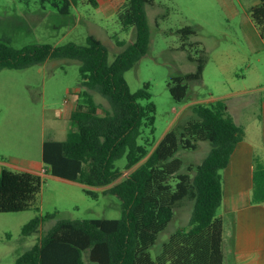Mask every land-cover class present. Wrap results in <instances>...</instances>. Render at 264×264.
Here are the masks:
<instances>
[{
	"label": "trees",
	"instance_id": "16d2710c",
	"mask_svg": "<svg viewBox=\"0 0 264 264\" xmlns=\"http://www.w3.org/2000/svg\"><path fill=\"white\" fill-rule=\"evenodd\" d=\"M41 1L52 3L62 15H68L80 1L99 8L98 0ZM152 5L154 0H126L118 10L122 32L135 28L137 39L111 64L107 49L94 36L87 38L85 46L34 44L16 49L0 41V72L25 69L52 58L80 63L82 91L70 118L75 131L67 141L43 143L45 173L84 186L91 197H96L91 188H104L103 193L116 197L123 210L122 218L116 220L59 221L14 264H87L83 259L86 252L89 264H224V221L217 216L223 199L222 172L245 132L235 124L227 104L218 100L210 106L193 105L195 119L179 123L154 146L156 107L149 86L131 93L125 80V74L147 52L146 7ZM167 17L165 14L161 19ZM251 19L260 38H264V0L251 9ZM178 34L182 50L196 65L195 72L173 77L168 83L172 99L183 103L190 84L202 80L208 56L204 49L193 52L200 45L190 42L196 35L193 28L185 27ZM114 38L118 46L125 45L118 35ZM94 91L110 103L104 115L99 114L91 93ZM201 142L210 143L207 158L199 165L184 166L178 152L196 150ZM123 159L124 170L118 165ZM125 171L128 173L122 178ZM43 184L40 176L1 170L0 213L32 209ZM253 200L264 203L263 168L254 176ZM187 203L193 204L189 227L171 234L153 259L150 250L159 235L166 232L175 212ZM52 217H35L22 234H37L43 220Z\"/></svg>",
	"mask_w": 264,
	"mask_h": 264
},
{
	"label": "rangeland",
	"instance_id": "374dc122",
	"mask_svg": "<svg viewBox=\"0 0 264 264\" xmlns=\"http://www.w3.org/2000/svg\"><path fill=\"white\" fill-rule=\"evenodd\" d=\"M100 8L80 1L68 15L60 14L52 3L41 0H0V41L16 49L28 45L49 44L54 47L75 43L87 44L94 36L108 51V62L128 46L135 43L137 31L122 32L117 13L126 0H117ZM259 0H154L146 7L149 28V45L145 56L125 74L131 93L148 85L151 102L156 107L154 146L165 134L177 126L195 119L193 105L210 106L206 102L233 91L252 88L259 80L256 66L264 64V46L252 22L251 9ZM168 17L161 19L162 15ZM191 27L196 35L191 43L204 49L208 62L202 80L192 82L185 102H175L169 92L171 78L193 73L196 65L189 62L182 50L178 30ZM118 35L125 45L120 47L114 38ZM80 63L66 58L48 59L20 70L0 72V171L6 169L22 173L21 168L37 172L46 171L42 161L45 141H67L74 132L69 113L82 91ZM238 73L241 78L233 87L229 80ZM99 106V114L110 110L109 101L98 92H91ZM251 97L234 98L233 101ZM223 100V99H221ZM227 106L228 101L223 100ZM191 105V107L189 106ZM257 102L243 107L238 116H230L241 125L246 115L257 112ZM148 134L145 130L144 136ZM210 143L201 142L196 150H180L177 154L184 166L199 165L208 156ZM118 165L124 170L125 160ZM125 171L122 178L127 175ZM44 175V174H43ZM121 178V179H122ZM43 187L32 209L22 213H0V264H14L22 255L37 245L59 221L122 218V205L104 188H91L96 197L85 193V187L74 182L43 176ZM119 179L118 182L121 180ZM35 208H39L36 211ZM193 204L187 203L175 212V218L166 232L159 235L157 244L150 250L153 259L161 252L169 236L189 227ZM37 234L23 235L22 231L35 217L45 218ZM84 261L89 264L88 252Z\"/></svg>",
	"mask_w": 264,
	"mask_h": 264
},
{
	"label": "crops",
	"instance_id": "0c3cea01",
	"mask_svg": "<svg viewBox=\"0 0 264 264\" xmlns=\"http://www.w3.org/2000/svg\"><path fill=\"white\" fill-rule=\"evenodd\" d=\"M104 1L98 0L99 8ZM115 1L117 0H108L107 8L110 6L113 10L111 4ZM258 63L256 71L260 80L264 77V64ZM241 77L235 73L229 83L234 87ZM243 96L251 99L233 101L234 98ZM221 99L228 101V110L236 116L243 107L253 101L258 105L257 112H253L251 116L246 115L245 122L238 125L244 129V140L237 144L228 166L222 172L223 199L217 216L224 221V264H264V203H255L253 200L255 173L260 168L264 169V79L256 82L252 88L232 90L224 96L206 102ZM76 106L77 104L69 113V121ZM233 120L237 122L234 118ZM21 169L22 173H31L41 178L45 175L56 178L49 173L44 172L43 175L42 172Z\"/></svg>",
	"mask_w": 264,
	"mask_h": 264
},
{
	"label": "built area",
	"instance_id": "2783aa9c",
	"mask_svg": "<svg viewBox=\"0 0 264 264\" xmlns=\"http://www.w3.org/2000/svg\"><path fill=\"white\" fill-rule=\"evenodd\" d=\"M261 41H262V44H263V46H264V38H262Z\"/></svg>",
	"mask_w": 264,
	"mask_h": 264
}]
</instances>
